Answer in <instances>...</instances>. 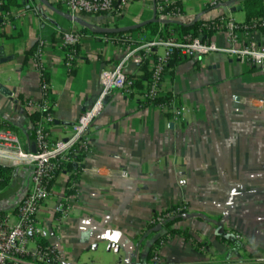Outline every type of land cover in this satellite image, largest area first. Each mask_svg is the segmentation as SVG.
<instances>
[{"label": "crops", "instance_id": "crops-1", "mask_svg": "<svg viewBox=\"0 0 264 264\" xmlns=\"http://www.w3.org/2000/svg\"><path fill=\"white\" fill-rule=\"evenodd\" d=\"M211 1L180 0L181 16L175 22L189 26L220 16L246 22L240 1L215 6ZM69 16L58 0H16L7 13L0 12V122L24 150L34 149L24 102L41 98L31 55L40 49L51 86L50 137L66 139L78 116L99 96L100 73L126 55L125 48L107 42L96 28H132L154 19L155 10L151 0H135L117 16ZM62 32L81 35L72 70L64 65L57 37ZM251 36L264 45L263 30ZM211 41L228 45L224 33L212 35ZM123 71L141 75L132 61ZM164 87L167 97L186 108L179 122L113 90L89 129V148L74 187L69 173L55 176L37 221L48 232L41 240L62 251V264H84L85 257L106 245L113 253L92 264H146L149 248L161 234L150 230L143 235L146 222L178 205L186 206V212L172 228L194 243L172 236L160 250L163 264H264V111L234 100L264 99V68L214 53L175 65ZM13 168L8 187L0 191V212L13 208L30 188L31 168ZM63 198L71 212L59 221L54 207ZM233 234L243 240L235 241Z\"/></svg>", "mask_w": 264, "mask_h": 264}, {"label": "built area", "instance_id": "built-area-1", "mask_svg": "<svg viewBox=\"0 0 264 264\" xmlns=\"http://www.w3.org/2000/svg\"><path fill=\"white\" fill-rule=\"evenodd\" d=\"M135 0H58L72 17L84 15H114L117 16ZM228 0H212L211 5H220ZM155 16L161 23L175 21L181 16L180 0H151ZM264 6V0H262ZM1 5V2H0ZM178 5V7H177ZM176 10V11H175ZM7 18L4 19V22ZM203 28L214 34L224 33L228 40L226 47H219L211 41V37L201 34L194 37L191 34L177 38L173 33L168 36H156L150 41H143L141 37L134 38L131 34L107 37L103 39L112 44L125 48L123 60L111 70H103L99 75L100 93L94 103L84 110L72 124L71 134L66 139L53 141L50 137L49 126L54 121L53 100H51V86L46 78L42 53L37 49L31 60L36 65L40 76L39 100L24 102L29 113L37 112L40 116L33 127L34 149L24 150L19 138L0 122V163L11 167L26 166L31 168L30 188L8 211L0 212V264H62L63 253L56 246H41L36 240L45 239L47 230L42 227L37 216L39 210L50 197L51 182L57 172L71 175V186L74 187L75 175L68 171L66 165L78 167L80 161L77 156L84 155L89 148V129L101 114L105 98L113 91H119L123 96L135 97L144 105H152L161 113L170 116L172 122H179L186 112L184 106L178 105L174 97L153 105L159 98H165L164 68L166 61L174 54L186 59H204L214 54H225L231 60L246 63L254 68H264V45L252 39L251 34L256 30L264 31V16L249 23H237L232 18L220 16L203 22ZM59 45L64 53V65L72 70L76 60V46L81 35L73 32L58 34ZM132 61L139 66L146 64L150 73L149 78L142 83V87L135 89V78L124 73L125 65ZM235 101L247 108L264 111V99L234 98ZM78 174V173H77ZM76 174V175H77ZM73 175V176H72ZM56 220L67 218L71 212L68 199L57 201L54 207ZM186 212V206H175L171 211L158 215L146 222L143 235L150 230H157L161 235L169 230L165 224ZM160 214V213H159ZM14 218V221L11 219ZM150 226L148 227V225ZM235 241H242L239 234L231 236ZM34 249L30 250L29 246ZM146 264H163L160 252H155Z\"/></svg>", "mask_w": 264, "mask_h": 264}, {"label": "trees", "instance_id": "trees-1", "mask_svg": "<svg viewBox=\"0 0 264 264\" xmlns=\"http://www.w3.org/2000/svg\"><path fill=\"white\" fill-rule=\"evenodd\" d=\"M0 2H1L0 12L3 14L7 13L11 7L16 5V0H0ZM177 7H178V5H177ZM241 7H242V11L245 14V21L247 23H249L251 21H257L264 16V8L262 5V0H244V1H241ZM179 9H180V5H179ZM155 20L156 21H149L148 23H145L141 27L136 28V29L131 30V31H128V32H125V33H117V34L112 33V34H104V35L107 37H113V36H119V35H123V34L138 33L144 42L150 41L153 38H155L156 36H162V37L168 36L170 33H173L177 38H181L182 36L187 35V34H191L194 37L201 34L203 37L206 36V38L210 37L212 35L211 31L207 32V30L205 28H203V26H202L203 22L200 21L199 19H197L192 25H189V26L182 25V24L175 22V21H165L164 23H161V22H159V20H157L156 16H155ZM77 50H78V45L76 46V54H77ZM183 60H185V59L178 56L177 53H174L166 61V66L164 68V72H166L165 75H169L171 73V70L173 69V67L175 65L181 63ZM140 69H141V75L134 76V78L136 79L134 82L136 90L140 89L142 87V83L144 81H146L150 76V73L148 71L146 64L141 65ZM166 98H167V95L165 96V98L163 97V98L156 99L152 104L156 105L157 103H160V102L166 100ZM50 99L52 100V98H50ZM39 116L40 115L37 112L30 114V119L33 123V127H34L35 123L37 122V120L39 119ZM82 157H83V155L77 156V158H76L77 161H81ZM66 168L68 169V171H72V173L74 175H76L78 173V171L80 170L79 167H74L72 165H66ZM14 173H15V170L13 167L0 165V191L5 189L6 187H8L10 180L13 177ZM58 173L59 172H57V174ZM57 174H55V175H57ZM71 193H72L71 191H67V194H71ZM172 209H174V207L165 209V210L159 212L160 214L159 213L154 214L151 217V219L156 218L158 215H163V214L171 211ZM184 214H185L184 212L181 213L179 216L172 218L171 220H169L165 224L166 227H171V228L168 230V232L166 234L159 236L157 239H155L152 242V244L149 248V251L146 255L145 263H147L149 261V259L153 255V253L160 252L161 248L166 243V241L174 235H182L186 240H190L192 243H194V241H192L190 239V236L187 233L181 232L178 229L172 228V225L177 220L182 218V216ZM149 226H150V224L148 225V227ZM37 243L40 244L41 246L47 245L46 242L44 240H41V239L38 240ZM194 245L196 247L199 246L197 244H194Z\"/></svg>", "mask_w": 264, "mask_h": 264}, {"label": "water", "instance_id": "water-1", "mask_svg": "<svg viewBox=\"0 0 264 264\" xmlns=\"http://www.w3.org/2000/svg\"><path fill=\"white\" fill-rule=\"evenodd\" d=\"M234 2L235 1H244V0H233ZM71 19L73 18L72 16H69ZM151 21H156L155 18L152 19ZM149 22V21H148ZM148 22H145V23H148ZM160 22V21H159ZM145 23H142V24H139L135 27H132V28H123V29H108V28H96V31L98 33H101V34H112V33H125V32H128V31H131V30H134L136 28H139L141 27L142 25H144ZM164 23V22H162ZM87 28L91 29L92 28V25H87V24H84ZM9 93V92H7Z\"/></svg>", "mask_w": 264, "mask_h": 264}, {"label": "rangeland", "instance_id": "rangeland-1", "mask_svg": "<svg viewBox=\"0 0 264 264\" xmlns=\"http://www.w3.org/2000/svg\"><path fill=\"white\" fill-rule=\"evenodd\" d=\"M93 251V250H92ZM94 252V251H93ZM104 253L105 254H111V253H113V251H110V252H107V245L105 246V248H103V247H101L100 246V248L98 249V251H96V254H94V256H91V257H89V258H87V257H85L84 258V260H85V262H84V264H92L93 263V261L95 260V258L97 259V260H99L100 261V259H101V257L102 256H100V255H104ZM91 254H93V253H91ZM115 254V253H114ZM81 261V260H80ZM102 262V261H101ZM79 264H81L80 262H79Z\"/></svg>", "mask_w": 264, "mask_h": 264}]
</instances>
